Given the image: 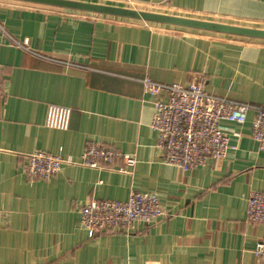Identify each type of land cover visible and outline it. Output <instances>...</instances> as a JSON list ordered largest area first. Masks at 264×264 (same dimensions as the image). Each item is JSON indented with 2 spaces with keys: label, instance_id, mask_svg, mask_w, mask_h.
I'll return each instance as SVG.
<instances>
[{
  "label": "crops",
  "instance_id": "crops-1",
  "mask_svg": "<svg viewBox=\"0 0 264 264\" xmlns=\"http://www.w3.org/2000/svg\"><path fill=\"white\" fill-rule=\"evenodd\" d=\"M76 1L264 29V0ZM49 8L0 0V264H264L253 252L264 225L246 219L249 194H264L254 114L220 123L235 146L224 159L182 172L162 163L140 83L196 77L209 94L264 106V40ZM51 105L70 109L66 131L45 127ZM89 144L133 156L131 174L80 164ZM36 151L74 164L30 181ZM131 190L156 193L166 216L128 234L80 226L79 206Z\"/></svg>",
  "mask_w": 264,
  "mask_h": 264
},
{
  "label": "built area",
  "instance_id": "built-area-1",
  "mask_svg": "<svg viewBox=\"0 0 264 264\" xmlns=\"http://www.w3.org/2000/svg\"><path fill=\"white\" fill-rule=\"evenodd\" d=\"M1 72L0 65V90ZM140 83L152 100L153 115L149 127L157 135L163 164L188 172L205 167L209 160L224 159L235 146L230 143L220 123L244 124L249 112L254 114L250 137L259 149L264 150V106L209 94L204 90L203 82L196 77L187 85L162 84L149 78L140 80ZM70 115L68 108L48 106L44 125L51 130L66 131ZM117 160H120V166L114 165ZM79 162L89 168L111 169L123 174H131L136 164L133 156L122 155L103 144H89ZM63 163L74 164V161L60 152L36 151L27 157L23 172L30 181H48L61 170ZM77 211L80 226L95 234H128L133 224L150 227L166 216L156 193L137 190H131L124 201L93 199L79 206ZM246 219L264 225V194H249ZM253 252L264 261V238L256 243Z\"/></svg>",
  "mask_w": 264,
  "mask_h": 264
},
{
  "label": "water",
  "instance_id": "water-1",
  "mask_svg": "<svg viewBox=\"0 0 264 264\" xmlns=\"http://www.w3.org/2000/svg\"><path fill=\"white\" fill-rule=\"evenodd\" d=\"M28 4L40 5L62 10H70L71 12H86L93 14H101L110 17H118L125 19L141 20L174 27L198 30L208 33L222 34L229 37H243L250 39L264 40V29L241 27L223 23L208 22L203 20L184 18L179 16H171L158 14L153 12L141 11L131 8L107 6L97 3L82 2L76 0H13Z\"/></svg>",
  "mask_w": 264,
  "mask_h": 264
},
{
  "label": "rangeland",
  "instance_id": "rangeland-1",
  "mask_svg": "<svg viewBox=\"0 0 264 264\" xmlns=\"http://www.w3.org/2000/svg\"><path fill=\"white\" fill-rule=\"evenodd\" d=\"M85 2H91V1H85ZM128 8H131V7H128ZM139 8H141V9H139ZM49 9H53V8H49ZM131 9H136V10H141V11H147V10H149V11H147V12H153V13H155L153 10H151L150 8H148V7H136V6H133ZM152 9H154L153 7H152ZM59 11H61L62 9H58ZM64 11V10H63ZM66 11V10H65ZM67 11H70V10H67ZM71 12V11H70ZM73 12V11H72ZM159 14V13H158ZM169 15V14H168ZM171 16H174V15H171ZM180 17V16H179ZM182 17H184L185 18V16H182ZM144 23V22H143ZM144 24H147V23H144ZM164 28H166V27H164ZM175 28H178V27H175ZM173 30V29H172ZM226 37H229V36H225V38ZM241 40H244V39H241ZM246 41H248V40H246ZM253 41V40H252ZM258 42V41H257ZM260 42V41H259Z\"/></svg>",
  "mask_w": 264,
  "mask_h": 264
},
{
  "label": "bare ground",
  "instance_id": "bare-ground-1",
  "mask_svg": "<svg viewBox=\"0 0 264 264\" xmlns=\"http://www.w3.org/2000/svg\"><path fill=\"white\" fill-rule=\"evenodd\" d=\"M123 19H125V18H123ZM129 20H133V19H129ZM141 21V20H140ZM259 40V39H258Z\"/></svg>",
  "mask_w": 264,
  "mask_h": 264
}]
</instances>
